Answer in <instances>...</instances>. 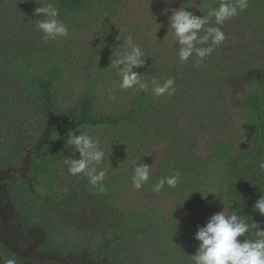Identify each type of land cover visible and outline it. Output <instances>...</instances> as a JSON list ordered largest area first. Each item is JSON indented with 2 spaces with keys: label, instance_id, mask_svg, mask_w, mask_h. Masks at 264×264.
<instances>
[{
  "label": "trees",
  "instance_id": "16d2710c",
  "mask_svg": "<svg viewBox=\"0 0 264 264\" xmlns=\"http://www.w3.org/2000/svg\"><path fill=\"white\" fill-rule=\"evenodd\" d=\"M195 1L198 6L227 2ZM259 2L264 4L247 0L246 9ZM48 3L59 9L58 19L73 35L70 42L68 36L45 41L36 28L45 14L37 16L35 10ZM106 6L100 0H0V264L9 259L16 264H135L129 249L150 239L157 250L142 264H193L191 257L200 245L194 226L205 225L203 216L218 207L256 224L251 239L256 230H264V214L255 209L264 197V170L259 167L264 160V76H258L264 73V60L249 64L259 70L258 77L244 87L234 111L235 126L208 146L205 158L190 151L189 160L165 156L155 164L157 143L151 134L158 127L152 122L164 120L160 104L169 95L157 97L152 87L127 92L117 81L119 92L108 95L115 99L117 93H133V98L116 112L100 105L104 81L110 74L117 79L121 65L110 62L117 43L88 34L86 20L95 23ZM215 56L212 68L219 61ZM169 71L171 76L172 66ZM207 72L203 66L190 78L204 94L190 118L219 111L206 92L221 76ZM89 73L79 92L67 89L70 77ZM154 79L163 84L168 77L158 67ZM223 93L228 96L224 88ZM201 127L207 130L205 124ZM91 129L102 133L105 158L98 170L106 172L104 191L87 177L68 172L72 161L82 159L68 140ZM145 165L150 179L137 190L132 176ZM176 172L180 181L175 188L165 185L160 193L152 191L159 179ZM140 197L151 203L149 210H143ZM170 197L176 198L180 222L174 213L166 218L160 207L152 209L160 202L157 198ZM87 222L94 224L92 231L80 227Z\"/></svg>",
  "mask_w": 264,
  "mask_h": 264
},
{
  "label": "rangeland",
  "instance_id": "374dc122",
  "mask_svg": "<svg viewBox=\"0 0 264 264\" xmlns=\"http://www.w3.org/2000/svg\"><path fill=\"white\" fill-rule=\"evenodd\" d=\"M37 1L40 0H35V2ZM100 1L107 4L106 9H104L105 12L94 19L96 20L95 23H93L91 18L86 20L91 30L88 31V34L95 37H97L96 35H103L113 39L112 43H117L116 51L110 56L111 64H116L121 58L115 53H122L126 50V40L131 36L133 43L138 45L144 53L141 57L143 65L138 68L133 67V72L139 75L141 82L146 84L147 87H153L152 80L156 76L158 67L161 74L175 81V94L161 100L160 108H164L165 112V115L164 113L161 115L164 116V120L158 117L152 122L158 128L152 130V140L156 141L157 146L154 148V155L152 151L150 158L153 155L155 164L158 159L165 156L183 162L190 159V151H194L197 157L205 158L208 146L216 140L224 139L229 133L228 130L235 126L236 117L234 116V111L236 112L238 108L237 106L246 84L255 80L258 76H264L262 71L258 75L259 70H254L253 67L249 66L254 60H264V4L259 2L253 8L245 9L243 12H239L237 16L225 21L222 26L225 40L221 45L217 46L218 48L209 57L198 60V58L193 56L189 61L181 62L178 55L180 45L176 42L170 29L172 12L166 10L185 7L187 10L192 11L194 15L202 17L207 16L210 9L217 8L219 5L213 3L206 5L204 3L198 6L195 0ZM186 2L189 6H186ZM252 13H258V15ZM254 18L258 20H254ZM212 26H216L214 18H212ZM200 35H203V32ZM67 36L68 42H70L73 35ZM215 52L219 61L216 62V68H212L211 65L216 60ZM197 63H199V67L196 66ZM168 65L172 66L174 70L171 76ZM203 66L206 72L217 71L221 76L217 81L216 87L214 89L209 87L206 93L215 98L216 103L222 108L219 109V106V111L206 112L198 114V117L190 118L191 113L197 114L195 110L204 95L195 82H190V78L193 76L192 73L195 69ZM123 68L124 66L121 65L120 71ZM209 74L213 75V73ZM90 75L91 73L76 79L70 77L68 82H66L67 89L72 93L79 92L86 82V77H90ZM117 81L121 83V77L118 75L117 79H115L110 74L100 89V97L102 99L100 105L107 111L116 112V110H123L124 106L128 105L125 102L133 98V93L130 95L117 93L115 99L113 95H108L116 91L115 83L116 85L119 84ZM188 87L190 89H187ZM223 88L228 92V96L223 93ZM123 90H128L127 92H129L132 89ZM222 98L224 99L222 100ZM21 102L25 103V100ZM203 124L207 128L205 132L201 127ZM86 133L94 140H98L101 145V132L91 129L86 131ZM111 150L114 151L112 148ZM77 153L78 151L76 150L71 152L72 155ZM157 199L160 202L154 204L152 209L160 207L161 210H164L163 214L166 218L174 213L175 221L180 222L183 220L179 218L177 211L174 210L177 206L176 198ZM140 201L142 202L143 210L151 208V203L147 199L140 197ZM142 207L138 205L139 209H142ZM212 212L210 215L206 214L203 216L201 222L206 223L205 225L196 224L194 226L196 231L206 227L215 214L224 211L218 207L214 208ZM79 224L81 225V223ZM80 227L85 229V231H92L94 224L87 222V227ZM155 250H157V243L150 239L146 241L145 246L132 245L128 253H131L136 259L135 264H142L152 257V253Z\"/></svg>",
  "mask_w": 264,
  "mask_h": 264
},
{
  "label": "clouds",
  "instance_id": "9594fccd",
  "mask_svg": "<svg viewBox=\"0 0 264 264\" xmlns=\"http://www.w3.org/2000/svg\"><path fill=\"white\" fill-rule=\"evenodd\" d=\"M248 7L247 0H227L221 2L217 8L209 10L207 16L198 17L185 7L179 9H168L172 15L170 17V29L179 47V60L187 62L195 56L198 60L209 57L215 48L225 40L222 26L225 21L243 12ZM45 14V18L36 23V28L43 33V38L65 37L68 35V27L60 19L59 9L52 3L45 7H38L35 15ZM212 18L216 26H212ZM203 32V35L200 33ZM125 51L115 53L121 58L116 62L124 65L119 72L121 77L120 88L132 89L139 87L146 90L147 85L141 82L139 75L133 72V67H141L144 55L142 49L133 43L129 36L126 40ZM199 67V63L196 65ZM152 92L160 97L165 94L171 96L175 94V81L167 79L163 84L158 80H152ZM112 98V97H110ZM69 144H74L81 153L82 159L74 160L68 168L72 176H85L93 187H98L104 191L103 181L106 175L104 170H98L105 158V152L101 149L98 140H94L86 132L80 136H71ZM67 163V161H65ZM94 167L89 170V165ZM259 167L264 170V160L259 162ZM150 179V168L145 165L135 169L132 176V183L135 189L140 190ZM180 181V173L176 172L172 176L163 177L153 185L152 191L160 193L165 185L175 188ZM255 209L260 214H264V197L255 203ZM256 224L250 225L246 218L238 217L235 213L227 215L224 212L215 214L206 227L201 228L196 239L200 242L197 253L191 257L193 264H264V230H253ZM243 237V241L239 238ZM6 264H16L14 259H9Z\"/></svg>",
  "mask_w": 264,
  "mask_h": 264
}]
</instances>
